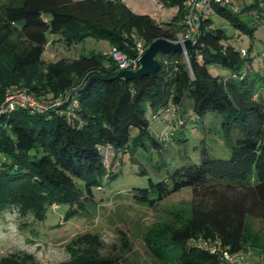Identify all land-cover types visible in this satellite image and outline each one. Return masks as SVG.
<instances>
[{
    "label": "trees",
    "instance_id": "16d2710c",
    "mask_svg": "<svg viewBox=\"0 0 264 264\" xmlns=\"http://www.w3.org/2000/svg\"><path fill=\"white\" fill-rule=\"evenodd\" d=\"M159 1L164 8H176L167 21L136 13L124 0H6L0 5V97L15 85L41 99L51 95L48 105L59 102L43 112L0 105V214L14 207L19 215L41 221L49 207L66 204L64 219L86 215L95 202L94 188L104 177L115 176L105 174L102 147L124 153L138 146L165 148L167 140L151 131L146 106L159 119L177 110L182 120L169 137L177 142L186 140L182 128L188 110L200 118L212 112L221 116L225 136L236 133L228 158L204 148L199 163L176 166L166 179H149L146 187L133 190V198L150 207L183 188L195 195L202 191L173 211L162 227L148 231L146 245L164 263L220 264L218 254L193 239L229 253L251 249L264 258V99L257 92L264 77L251 69V43L247 48L228 44L207 12L240 28L251 42L253 28L240 16L257 13L256 0L243 3L237 13L214 3L200 10L187 57L183 50L157 53L158 69L137 79L114 78L117 66L102 51L49 62L42 57L53 35L66 46L87 37L103 39L128 56L138 42L146 49L158 38L175 41L185 30L186 0ZM209 66L227 73L211 74ZM250 219L263 222L262 234L252 230ZM76 243L69 259L58 264H123L117 256L101 254L97 235L84 234ZM168 251L173 252L170 258ZM0 264L35 261L31 254L13 252L2 256Z\"/></svg>",
    "mask_w": 264,
    "mask_h": 264
},
{
    "label": "rangeland",
    "instance_id": "374dc122",
    "mask_svg": "<svg viewBox=\"0 0 264 264\" xmlns=\"http://www.w3.org/2000/svg\"><path fill=\"white\" fill-rule=\"evenodd\" d=\"M5 1L0 0V5ZM124 1L136 13L152 14L156 10L159 15L157 22L167 21L176 12L175 7H162L159 0ZM207 12L212 26L223 30L228 44L236 48H247L251 43V52L254 54L251 69L257 70L264 77V23L246 15L240 16L247 27L253 28L250 42L240 28L231 26L214 12ZM53 38L54 41L47 45L42 55L47 62L61 57L75 58L90 51L105 53L112 49L108 41L93 37H87L84 41L71 46H66L56 35L50 37L51 40ZM209 72L226 74L227 70L209 66ZM10 88L26 90L15 85ZM7 89L0 97V104L11 95L6 92ZM257 92L264 99V87L257 86ZM28 93L36 103H42L43 107H48V100L52 98L51 95H47L48 99H41L42 96L37 97ZM51 102L53 104L55 100ZM145 115L150 121L151 131L159 138L167 140L163 150L138 146L133 153L129 150L124 153L115 152L109 146L102 147L105 174L115 176L108 179L104 177L101 187L94 188L95 202L89 205L86 215L64 219L69 207L66 204L49 207L41 221L35 220L31 215H19L14 207L2 212L0 258L13 252L27 253L33 256L35 264H58L69 259L71 249L78 247L76 242L79 236L90 234L99 237L101 254L117 256L121 258L123 264H175L173 260L164 263L152 254L145 242L146 234L153 228L162 227L170 220L173 211L186 207L192 198L201 196L202 191L199 190L195 195L191 188H183L150 207L135 200L133 190L146 187L149 179L152 181L166 179L168 173L176 166L186 162L199 163L204 148L214 157L228 158L229 144L236 133L224 135L220 127L219 114L209 112L200 118L188 110L185 115L186 123L182 128L186 140L177 142L169 139L170 133L179 127L182 120L176 109H170L159 119L152 118L153 111L146 106ZM251 177L253 178V175ZM225 192L231 194V191ZM249 223L252 230L259 235L262 234L261 220L250 219ZM166 236L169 238L167 234ZM84 246L80 244L81 248ZM168 253L169 258L173 256V252ZM237 255L250 263L264 264V258L256 256L251 249L237 252Z\"/></svg>",
    "mask_w": 264,
    "mask_h": 264
},
{
    "label": "built area",
    "instance_id": "2783aa9c",
    "mask_svg": "<svg viewBox=\"0 0 264 264\" xmlns=\"http://www.w3.org/2000/svg\"><path fill=\"white\" fill-rule=\"evenodd\" d=\"M254 2V0H186L185 3V13L183 16V23L185 24V30L183 33L178 34L175 41H183L185 39H190L192 43L194 42V37L197 33V19L199 17L200 10H203L208 5L214 3L220 6L226 7L230 12L237 13L240 10V7L243 3L249 4ZM256 8L258 9L257 13L252 11L251 17L260 22L264 23V0H256ZM151 17L155 20L159 18L158 12L155 10ZM49 46V43L47 44ZM46 45V47H47ZM136 56H128L122 50L116 46H112L110 52H105L106 54L117 66V72L122 69L126 70H135L138 67V58L145 51L141 42L136 44L134 49ZM241 54L244 53V50H240ZM184 56L187 57V51L183 48ZM10 96H8L5 102H1V106L7 109H13L16 106L28 107L33 111L43 112L48 109V107L58 104V101H55L54 104L48 105V107H43L42 103H36L33 97L26 92V90L8 88L6 90ZM40 104V105H39ZM197 246L204 249H208L210 253L218 254L220 258V264H262V263H250L245 260L243 257L237 255V253H229L225 249L218 247L215 243H207L205 241L192 240Z\"/></svg>",
    "mask_w": 264,
    "mask_h": 264
},
{
    "label": "water",
    "instance_id": "95a60500",
    "mask_svg": "<svg viewBox=\"0 0 264 264\" xmlns=\"http://www.w3.org/2000/svg\"><path fill=\"white\" fill-rule=\"evenodd\" d=\"M183 48L187 52H191L193 45L190 39H185L183 41H171L165 38H158L153 40L142 53V55L138 58V67L135 70H119L114 78L122 79V80H132L140 78L146 74L154 73L159 66L158 61L155 56L157 53H175L183 50ZM132 56H136V52L134 49H131ZM95 77V75L90 76L83 86L91 79ZM74 91H78L77 89H72L71 93Z\"/></svg>",
    "mask_w": 264,
    "mask_h": 264
},
{
    "label": "crops",
    "instance_id": "0c3cea01",
    "mask_svg": "<svg viewBox=\"0 0 264 264\" xmlns=\"http://www.w3.org/2000/svg\"><path fill=\"white\" fill-rule=\"evenodd\" d=\"M126 5H127V3H126ZM127 6H128V5H127ZM132 10H133V9H132ZM174 14H175V13H174ZM174 14H173V15H174ZM149 15L151 16V14H149ZM173 15H172V16H173ZM170 18H171V17H170Z\"/></svg>",
    "mask_w": 264,
    "mask_h": 264
}]
</instances>
